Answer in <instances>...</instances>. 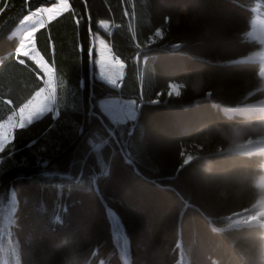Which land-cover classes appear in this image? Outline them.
Here are the masks:
<instances>
[{
  "label": "trees",
  "instance_id": "obj_1",
  "mask_svg": "<svg viewBox=\"0 0 264 264\" xmlns=\"http://www.w3.org/2000/svg\"><path fill=\"white\" fill-rule=\"evenodd\" d=\"M68 2L35 34L54 69L59 116L16 130L15 148L0 160V201L12 196L14 203L9 264H124L122 249L128 264H264L262 228L236 226L264 193L262 158L225 151L264 135V117L226 118L212 105L264 98L260 65L238 62L259 48L248 32L264 0ZM53 3L30 0L26 9L25 0H0V110L2 98L18 107L42 85L32 61L25 67L11 58L17 40L9 33L30 10ZM92 37L124 63L118 89L97 78L90 85ZM171 83L178 95L168 94ZM116 91L143 101L135 121L113 125L147 181L123 207L94 190L98 170L84 140L103 129L97 101ZM187 156L193 159L183 165ZM109 212L123 227V247Z\"/></svg>",
  "mask_w": 264,
  "mask_h": 264
},
{
  "label": "rangeland",
  "instance_id": "obj_2",
  "mask_svg": "<svg viewBox=\"0 0 264 264\" xmlns=\"http://www.w3.org/2000/svg\"><path fill=\"white\" fill-rule=\"evenodd\" d=\"M60 2L61 0H54V3L51 4L50 6H41V7H45V8L55 7ZM180 12L181 14H184L185 11L183 9ZM59 14L60 13H58V15ZM263 18L264 17L257 18L254 21L253 26L248 33V39L260 43L261 48L263 47V43L254 37L252 30L255 28V24L260 19ZM30 26L31 23L27 24V26H21L16 30L15 33L13 31L10 32L9 36H14L17 40V45H18V43L20 42L21 34L24 32L26 28ZM156 33L158 35L160 34L159 31H157ZM99 39L103 40L104 44H107V42L103 38L99 37ZM89 41L91 42V46L94 45L93 53L95 52V58L93 57L94 56L93 54L91 55L92 57L88 59V75H89L88 78L90 80L89 81L90 85H92L93 78H97L105 82L111 88L118 89L120 84L119 86H115L109 83L106 77L111 76L113 74V71H115L123 78L124 68L112 69L110 67L115 57L112 55L108 44H107L108 47L105 48L104 45L100 44L99 41L94 37H92V39H90ZM37 53H40L38 49H37ZM260 63L262 67L263 63L262 62ZM46 78L47 76L44 78V81L46 80ZM52 80H53V76H52ZM169 93L170 95H174V96L178 95L179 89H177L176 86H171V90L169 88ZM118 94L119 92L115 93L111 97L103 98L97 101L98 111L100 115L104 118V120H97V121L99 122L100 125L101 124L103 125V129L93 130L85 137L84 140L87 150H89V152L92 155V160L94 161L95 164L94 166L98 170L93 175L94 190L103 199L108 200L111 203L117 204L120 207H123L128 202H130L135 196L142 195L145 192L147 181L144 178L140 177L134 171L133 167L129 163H127L126 159L122 157L120 150L121 147L116 138V133H113L114 138L111 137V135L109 134L110 131L112 130V123L114 124L125 123L126 121L132 122L135 121L137 117V109H138L137 101H135L133 98L121 97ZM92 109L93 106L91 105L90 106L91 116H93ZM192 159L193 158L191 156L185 157L183 161V165L189 163ZM12 201L13 198L11 196L10 197L8 196L6 198V201H4L5 203L0 201V240L1 237L2 239L5 240L7 239L6 237L7 230L12 222V218L10 214L11 210H13ZM109 214L111 220H113V223L116 225L115 226L116 228H114L113 225H111L113 238L116 240L117 231H120L122 235L124 234L123 227L120 224L118 217L113 212H109Z\"/></svg>",
  "mask_w": 264,
  "mask_h": 264
},
{
  "label": "snow or ice",
  "instance_id": "obj_3",
  "mask_svg": "<svg viewBox=\"0 0 264 264\" xmlns=\"http://www.w3.org/2000/svg\"><path fill=\"white\" fill-rule=\"evenodd\" d=\"M29 3L30 0H25L26 9H28ZM69 8L70 5L68 0H61L55 7H41L30 10L29 14L25 15L21 20V25L31 23V26L26 28L21 34L20 42L11 54V58L17 64L25 67L28 66V60L34 61L43 68L47 75V79L44 81L45 87H41L39 91H36L32 99L19 107L18 112L14 111L6 119L0 120V160L4 158L3 154L6 150L11 154V151L15 148L14 140L16 130L27 128L32 123L42 119L48 113H52L54 119L59 116V111L56 109V89L52 85L54 69L53 67L46 66L42 58H38L39 54L36 50L35 34L39 29L44 28L46 22H50L56 14L67 11ZM102 26L105 31L109 30L110 26L108 22H102ZM96 39L100 44H103L105 48L108 47L99 37ZM21 57H23V59ZM110 67L112 69H123L125 65L118 57H115ZM106 78L109 83L119 86V81L122 76L113 71V74ZM8 103L10 104L11 101H8Z\"/></svg>",
  "mask_w": 264,
  "mask_h": 264
},
{
  "label": "bare ground",
  "instance_id": "obj_4",
  "mask_svg": "<svg viewBox=\"0 0 264 264\" xmlns=\"http://www.w3.org/2000/svg\"><path fill=\"white\" fill-rule=\"evenodd\" d=\"M252 31H253L254 37L263 43V47L254 53V58L260 59L261 62L263 63L261 75L264 77V18L260 19L255 24V28ZM255 110H259L255 113V115H258V114L264 115V100L260 101L259 104H252V105L248 104V106L242 108L239 111H243L244 113L243 115L249 114L251 116ZM249 111H253V112H249ZM113 133H114V130L112 126V130L110 131L109 134L111 135V137L114 138ZM247 143L251 145L249 148L250 150H254L253 152H264V135L259 136L257 138H252ZM261 201L264 204V196L263 198H261Z\"/></svg>",
  "mask_w": 264,
  "mask_h": 264
},
{
  "label": "crops",
  "instance_id": "obj_5",
  "mask_svg": "<svg viewBox=\"0 0 264 264\" xmlns=\"http://www.w3.org/2000/svg\"><path fill=\"white\" fill-rule=\"evenodd\" d=\"M47 8V7H46ZM29 14V13H28ZM27 14V15H28ZM58 16V14H56L53 18H55V17H57ZM24 18V17H23ZM22 18V19H23ZM52 18V19H53ZM21 19V20H22ZM20 20V21H21ZM21 26H27V24H24V25H21V22L13 29V32L15 33L16 32V30L18 29V28H20ZM14 33H13V35H14ZM36 50H37V48H36ZM39 55H38V58H42V61L44 62V64L46 65V66H49L50 67V65H48V63L44 60V58L42 57V55L40 54V53H38ZM32 61V60H31ZM1 60H0V64H1ZM36 66H37V68L38 69H40L41 70V73H42V75H43V78H41V77H38L37 78V81H40L39 79H41V82H42V86L41 87H45V83H44V78L47 76L46 75V73L44 72V70H43V68L41 67V66H39V65H37L34 61H32ZM35 75H38L37 73H35ZM39 76V75H38ZM35 77V76H34ZM47 79V78H46ZM55 80V75H54V73H53V80H52V85H53V87L56 89V109L59 111V107H58V105H57V84H56V80ZM40 87V88H41ZM40 88H38V89H36V90H33V92H30L29 94H27L24 98H23V100H21L20 102H18V103H20V104H18L19 106L17 107V108H13L16 104H13V102H11L10 104L8 103V101H10L9 99H7V98H2L1 99V103L5 106L4 108H2V110H0V120H2V119H6L9 115H11L14 111H16V112H18V109H19V107H21L24 103H27L28 102V100H30V99H32L33 97H34V95H35V92L36 91H39V89ZM50 115H51V119L54 121L55 119H57V118H53V114L52 113H50ZM112 126H113V123H112Z\"/></svg>",
  "mask_w": 264,
  "mask_h": 264
},
{
  "label": "water",
  "instance_id": "obj_6",
  "mask_svg": "<svg viewBox=\"0 0 264 264\" xmlns=\"http://www.w3.org/2000/svg\"><path fill=\"white\" fill-rule=\"evenodd\" d=\"M205 99H208V96H206ZM212 105H216V104L212 103ZM134 168H135L136 172L138 173V170L136 169V167H134Z\"/></svg>",
  "mask_w": 264,
  "mask_h": 264
}]
</instances>
